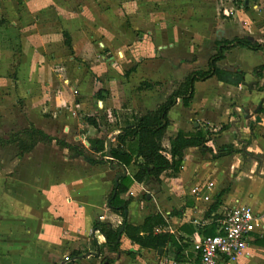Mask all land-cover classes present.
I'll return each instance as SVG.
<instances>
[{"label":"crops","instance_id":"obj_1","mask_svg":"<svg viewBox=\"0 0 264 264\" xmlns=\"http://www.w3.org/2000/svg\"><path fill=\"white\" fill-rule=\"evenodd\" d=\"M252 1L241 6L240 27L228 18L213 17L207 24L194 12L175 25L140 21L147 29L140 28L139 41L128 23L115 44L112 32L113 42L97 41L96 30L89 28L94 22L99 26L100 19L85 21L72 12L70 0H0V264H145L159 257L180 264L174 255L178 247L183 248L181 264H189L196 256L194 241L205 231L216 232L220 214L237 201L253 205L259 225L249 236L247 253L223 257L220 264H264V74L258 79L253 73L264 64L263 51L231 49L218 65L243 71L244 83L216 76L197 81L190 103L179 99L169 111L166 146L180 130L203 127L213 132L206 143L213 151L188 147L179 171L162 173L160 182H135L123 195L131 200L128 222L141 225L160 213L166 219L161 233L174 235L175 247L160 253L123 236L120 252L109 249L94 227L120 220L108 197L122 171L90 143L98 138L107 144L112 138L115 145V135L134 116L156 109L191 71L208 68L221 36L263 39L264 2ZM194 3L198 12L211 6ZM86 7L93 10L91 4ZM123 7L132 10L131 4ZM173 33L175 40L169 37ZM133 39L139 48L128 57L134 55L138 63L124 73L116 50ZM226 123L230 127L218 132ZM32 128L80 146L97 162L56 140L39 141L21 155L15 135ZM228 144L238 151L215 158ZM126 170L133 175L137 168ZM206 181L214 183L208 201L191 192Z\"/></svg>","mask_w":264,"mask_h":264},{"label":"trees","instance_id":"obj_2","mask_svg":"<svg viewBox=\"0 0 264 264\" xmlns=\"http://www.w3.org/2000/svg\"><path fill=\"white\" fill-rule=\"evenodd\" d=\"M247 7L246 0L244 1ZM235 47H244L251 50H261L264 53V38L255 39L250 37H234L232 39L221 36L216 41V52L210 57L207 69H196L191 71L180 85L154 110H148L144 114L134 116L132 121L127 122L115 135L116 144L106 149V141L102 139L92 140L91 147L98 152L104 153L107 162L122 172L130 165H134L137 170L135 174L120 176L118 185L115 186L109 195L108 206L121 218L116 222L101 221L95 223V231H99L105 236V244L110 250L120 252V245L123 236L128 237L140 248L166 250L175 247V237L169 233L157 234L154 232L159 225H165L166 219L160 213H154L147 217L143 224L134 225L128 222V205L130 197H123L135 182H160V176L166 171H179L182 167L184 151L188 147H200L207 150L206 143L213 134L208 128L200 127L195 132H185L180 130L174 137L169 139V146L165 145L167 128L170 120L168 117L171 108L181 99L184 105H188L194 97L195 83L216 76L219 80L233 85L244 83L243 71L232 72L218 65V61L225 57V54ZM254 75L260 79L264 74V64L256 67ZM152 84H148L151 86ZM230 123L222 124L218 132L230 127ZM15 140L19 145V153L22 155L31 151L39 141L52 142L56 140L71 151H76L79 155L87 158L91 162H97L93 158L86 156L83 148L74 146L64 140L57 139L42 130L32 128L15 135ZM213 151L212 149H209ZM238 150L233 144L220 147L214 157L229 155ZM219 201L214 205L217 207ZM175 215V212L173 213ZM206 234L215 235L214 231H205ZM170 243V244H169ZM133 254V251H129ZM177 261L184 262L183 248L178 247L174 251ZM68 261V260H67ZM70 264V262H67Z\"/></svg>","mask_w":264,"mask_h":264},{"label":"rangeland","instance_id":"obj_3","mask_svg":"<svg viewBox=\"0 0 264 264\" xmlns=\"http://www.w3.org/2000/svg\"><path fill=\"white\" fill-rule=\"evenodd\" d=\"M70 1L72 4H74L72 7L75 8L72 12L80 14L79 16L83 17L85 21H89V23L94 22L92 18L98 16L101 21L99 26L98 23L94 22L92 23L94 28H89L88 26L86 27L92 29V31L96 30L94 33L99 36L97 41H102L105 43L104 40L108 39L113 42L112 35L110 33L112 32L116 36L114 41L115 44L119 43V36L122 34V30L125 26H127L128 23L130 24V27L133 28V32L135 33V41H139L137 38L140 36V33L143 32L142 29H147L146 27L139 26L140 21H143L142 24L146 22H157L160 25L166 24L170 21L175 25V21L188 20L189 16L193 18V15L196 14L206 18L207 24L213 22V17H215V19L228 18L230 21H233V23L237 22L238 26L240 27V10L241 6H244V0H202L206 3H210L211 6L208 10L198 12L195 9L194 11L192 8V6L195 5V0H78V4L76 0ZM87 3L89 5L91 4L93 10H89V8L87 10ZM126 4H131L132 10L130 9V11H127L125 7H123ZM252 4L253 1L248 0V5L252 6ZM113 17H116L115 23L111 22ZM108 18L110 21H107ZM111 24H115L117 27H113ZM169 37L175 40V33L169 34ZM134 39L132 42L124 41L122 46H119V48L116 50L118 66L121 68V70H123L122 72L124 73L130 72V70L135 68L138 63V60L134 55L132 57H128L131 54L137 53L138 51L137 48L139 47L135 45ZM176 39L178 38L176 37ZM98 47L100 48L101 46ZM119 52L121 53L119 54ZM127 58H130L129 60H132V63L130 62V66L125 68L126 64L124 62ZM80 142H82L83 146H85L86 143L82 141V139ZM141 198H145V196H141Z\"/></svg>","mask_w":264,"mask_h":264},{"label":"built area","instance_id":"obj_4","mask_svg":"<svg viewBox=\"0 0 264 264\" xmlns=\"http://www.w3.org/2000/svg\"><path fill=\"white\" fill-rule=\"evenodd\" d=\"M80 138V137H78ZM84 141V137L82 138ZM214 183L206 181L195 185L191 192L198 198L206 201L212 198ZM218 221L215 235H203L194 241L193 250L195 258L189 264H220V259L228 257L236 258L245 254L249 236L257 231L259 218L255 213L253 205L247 202L237 201L235 205L223 210ZM166 231L165 226H157L155 233ZM69 257L66 256V260ZM199 259L198 263L197 260ZM145 264H178L174 258L159 257L153 262Z\"/></svg>","mask_w":264,"mask_h":264},{"label":"water","instance_id":"obj_5","mask_svg":"<svg viewBox=\"0 0 264 264\" xmlns=\"http://www.w3.org/2000/svg\"><path fill=\"white\" fill-rule=\"evenodd\" d=\"M111 144H112V138H109L107 140V144H106V147H107V150L109 151V157H111V153H110V148H111ZM127 175V170H124L123 172H119L116 176V186L118 185V179L120 176H125ZM159 252L161 253L162 252V249L159 250Z\"/></svg>","mask_w":264,"mask_h":264}]
</instances>
